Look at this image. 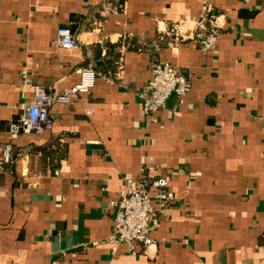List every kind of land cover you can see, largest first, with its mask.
Segmentation results:
<instances>
[{
	"label": "crops",
	"instance_id": "crops-1",
	"mask_svg": "<svg viewBox=\"0 0 264 264\" xmlns=\"http://www.w3.org/2000/svg\"><path fill=\"white\" fill-rule=\"evenodd\" d=\"M211 14L222 34L205 51ZM60 27L77 47L57 46ZM160 61L191 90L147 116ZM85 68L94 86L56 101ZM37 88L52 126L12 135ZM7 142L0 264H264V0H0V162ZM142 176L175 194L145 252L108 240Z\"/></svg>",
	"mask_w": 264,
	"mask_h": 264
},
{
	"label": "built area",
	"instance_id": "built-area-1",
	"mask_svg": "<svg viewBox=\"0 0 264 264\" xmlns=\"http://www.w3.org/2000/svg\"><path fill=\"white\" fill-rule=\"evenodd\" d=\"M208 24L201 22L196 37L201 48L205 51H214L217 48L221 29L216 24L215 15L208 16ZM179 36L177 27L171 28ZM56 44L62 48L78 46L77 38L67 27H60L57 31ZM151 78L146 85L142 96V109L147 116H153L166 107V102L172 93L179 98L187 95L191 90V80L177 65L170 61L155 62L151 69ZM97 73L92 68L81 71L80 81L70 89L60 93L55 100L70 101L78 92H88L95 84ZM25 75V81L28 83ZM51 97L37 88L33 100L20 118L10 124V132L16 135L22 132L40 131L51 127L53 119L50 116L49 105ZM2 159L0 164H9L12 161V145L10 142L1 148ZM169 177H157L150 181L144 176L140 180L127 178L124 189L120 192L116 206L114 227L108 240L113 243H125L131 249L136 247L145 252L156 243L154 231L159 226L160 214L169 208L175 199L174 192L169 187ZM154 191L151 193L149 187Z\"/></svg>",
	"mask_w": 264,
	"mask_h": 264
}]
</instances>
